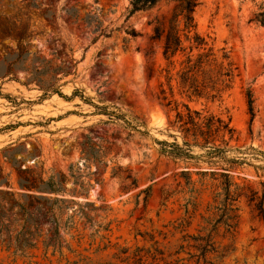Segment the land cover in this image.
I'll list each match as a JSON object with an SVG mask.
<instances>
[{
    "label": "rangeland",
    "instance_id": "374dc122",
    "mask_svg": "<svg viewBox=\"0 0 264 264\" xmlns=\"http://www.w3.org/2000/svg\"><path fill=\"white\" fill-rule=\"evenodd\" d=\"M129 2L0 0V20L25 31L27 53L0 42V58L12 62L0 81V264H264V218L247 202L264 182V26L253 21L264 0H197L195 33L237 70L219 101L174 90L168 108L157 100L160 87L168 95L162 42L151 37L155 26L166 31L175 3L126 19ZM37 74L55 77L57 93L26 83ZM184 106L229 120L234 134L218 157L185 165L160 154ZM223 170L238 197L231 229L216 224ZM19 184L45 189L31 198L61 200L56 231Z\"/></svg>",
    "mask_w": 264,
    "mask_h": 264
},
{
    "label": "trees",
    "instance_id": "16d2710c",
    "mask_svg": "<svg viewBox=\"0 0 264 264\" xmlns=\"http://www.w3.org/2000/svg\"><path fill=\"white\" fill-rule=\"evenodd\" d=\"M162 0H130L129 8L127 9V18L134 16L137 13H143L153 9ZM175 7L173 14L168 22L166 31H163L160 26H155L153 29L152 41L162 42V59L165 62V68L162 70L165 85L167 86L168 95L165 90L160 87L159 96L157 100L164 107L168 108L172 105L176 107L174 100V90L181 97L187 100L205 101H219L222 94L231 86L234 78V73L237 70L232 67L230 62L225 65L223 61H227L228 57L225 53L222 54V62H217L211 46L195 33V25L193 21V11L197 6V0H173ZM48 11L44 13L46 18ZM69 19L77 20L78 14L75 11L68 13ZM86 15L84 22L88 21ZM253 21L260 26H264V9L254 15ZM25 38V31L19 30L15 22L0 20V42L10 39L17 42L18 52L24 55L25 53L20 45V42ZM187 43V46L184 44ZM12 62L9 57L0 58V81L8 77L11 72ZM66 75V73H64ZM57 79L55 77H46L43 74H37L27 79V84L36 83L40 88H45V92L52 90L53 83ZM44 86V87H42ZM245 99L247 105V113L249 116V124L254 119L253 99L252 93L249 89L245 91ZM229 120L224 121L219 116L209 114L204 111L190 110L184 106V112H180L174 108V117L169 122V128L173 129L177 135H171L173 143L160 142V154L174 163L190 164L192 161H197L201 157L207 158L218 157L223 153V147L227 145V141L231 140L234 134L230 127ZM177 137L180 138V145L177 143ZM198 147L205 150L204 155L199 157L191 154V149ZM208 164H212L208 161ZM234 165L236 163L230 162ZM224 173L220 175L223 178L221 182L222 192L216 194V198H221L220 207L218 211L220 216L216 224H221L227 229L233 228L234 222L237 218L235 215L237 208L234 203L237 196L230 192L232 186L231 177L228 172L230 170H223ZM182 175L189 174L188 171H182ZM215 175L213 172L210 174ZM205 174V173H203ZM20 190L24 191L22 198L34 199L38 203L37 212L41 209L44 215H50L51 221L55 226L56 223L52 219V210L56 203L61 200H53L49 202L44 197H33L25 193H31L33 190L43 192L45 189H36L32 186L19 184ZM50 193L59 192L57 189H46ZM148 189L144 191L146 197L148 196ZM1 195V192H0ZM3 200V199H1ZM247 202L260 219L264 218V182L261 184L260 194L256 191H251L247 197ZM20 206V205H17ZM0 233L7 231V226L3 224L6 219L3 207L0 206ZM25 216L31 221V215L25 212ZM32 222V221H31ZM209 241V237L204 238Z\"/></svg>",
    "mask_w": 264,
    "mask_h": 264
}]
</instances>
